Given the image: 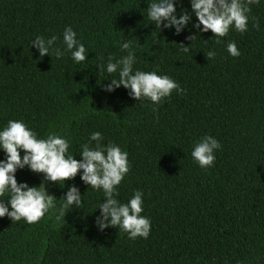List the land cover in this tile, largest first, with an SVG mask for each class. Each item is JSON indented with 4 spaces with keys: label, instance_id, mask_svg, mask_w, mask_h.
<instances>
[{
    "label": "trees",
    "instance_id": "1",
    "mask_svg": "<svg viewBox=\"0 0 264 264\" xmlns=\"http://www.w3.org/2000/svg\"><path fill=\"white\" fill-rule=\"evenodd\" d=\"M147 6V0H0V127L15 119L40 137L60 132L76 159L89 134L100 131L102 143L128 153L116 198L127 202L141 190V215L150 220L147 238L130 239L113 226L100 231L93 221L101 191L79 173L63 188L47 182L57 208L67 187L77 185L80 208L66 209L60 223L55 210L32 224L0 217V264H264V0L250 5L244 33L230 27L216 38L208 30L193 42L186 39L197 32L191 23L180 34L159 30ZM181 6L190 10L188 0H178L177 15ZM68 26L89 49L86 61L74 63L68 52L39 57L31 40L56 35L53 47L63 49ZM125 40L132 42L134 69L167 74L182 91L155 105L136 101L122 85L104 90L118 75L99 72L100 59L126 55L119 47ZM232 41L237 57L226 50ZM179 43L191 44L189 52ZM209 50L216 52L210 60ZM205 135L221 147L213 165L201 168L191 151ZM15 177L31 186L42 174L25 167Z\"/></svg>",
    "mask_w": 264,
    "mask_h": 264
},
{
    "label": "clouds",
    "instance_id": "2",
    "mask_svg": "<svg viewBox=\"0 0 264 264\" xmlns=\"http://www.w3.org/2000/svg\"><path fill=\"white\" fill-rule=\"evenodd\" d=\"M259 2L260 0H188L190 10L181 6L177 15L178 0H147L146 15L148 21L159 30L163 26L174 29L176 34L187 29L191 23V27L197 32L186 39L193 42L197 34L208 30L216 38L224 37L230 27L244 33L247 31L250 5ZM56 40V35L47 39L37 35L30 44L38 49L39 57L54 54L60 59L68 52L74 63L86 61L89 49L77 39L76 32L70 26L65 27L62 32L63 49L53 47ZM219 42L217 39V43ZM179 44L181 51L189 52L191 44ZM119 47L127 54L117 59L111 55L106 61L100 59L99 72L118 75V78L107 79L110 82L103 86L104 90L111 92L122 85L136 101L146 98L155 105L170 96L173 89L177 93L182 91L177 82L167 74H158L156 70L134 69L136 56L130 40L121 42ZM226 50L232 57L240 55L234 41L227 43ZM205 55L210 60L215 57L216 52L209 50ZM102 140L100 131H92L87 142L80 145L81 158L76 159L75 155L69 153V138L66 135L53 131L46 137H40L23 120L9 119L0 127V151L4 153V158L0 159V217L7 215L12 221L23 219L32 224L38 222L46 212L55 210L58 213L55 220L58 223L64 221L66 209L80 208L82 194L77 185H69L60 197L62 202L57 208V197L47 191L46 183L59 182L63 188L66 180L75 178L79 173L84 184L103 193V199L95 207L100 214L93 221L98 230L103 231L113 226L126 232L130 239L138 236L147 238L150 220L141 215L143 192L134 190L127 202L116 198L117 186L129 171L128 153L119 144H104ZM220 147L217 139L205 135L194 144L191 157L199 167H211L215 160L214 150ZM25 167L42 174L39 185L30 186L27 182L17 181V169ZM5 194L6 199L3 198Z\"/></svg>",
    "mask_w": 264,
    "mask_h": 264
}]
</instances>
